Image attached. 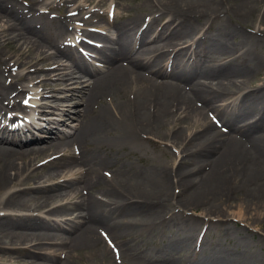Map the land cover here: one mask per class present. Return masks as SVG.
Returning <instances> with one entry per match:
<instances>
[{
	"label": "bare ground",
	"instance_id": "bare-ground-1",
	"mask_svg": "<svg viewBox=\"0 0 264 264\" xmlns=\"http://www.w3.org/2000/svg\"><path fill=\"white\" fill-rule=\"evenodd\" d=\"M29 1L20 6L16 0H0V122L7 121V107L30 112L22 105L21 93L40 90L29 94L39 96L30 101L38 106L29 105L39 112L62 108L67 95H53L51 103L45 99L47 92H63L60 86L69 84L70 97L79 100L72 115L45 117L49 122L39 124L40 139L26 134H32L34 121L9 119L11 126L20 119L25 122L14 129L0 123V254L24 264H83L85 255L92 264H115L111 254H119L106 247L100 232L153 235L158 226L177 217L169 214V207L179 208L184 227L191 231L204 223V234L215 229L244 245L245 229L233 231L227 218L251 225L254 221L240 210L235 215L225 208L234 200L241 210L264 212V86L254 96L241 92L243 107L213 103L242 90L255 72L264 29L248 34L243 28L254 26L257 18L264 26V0H140L133 16L117 13L116 21H105V34L85 26L95 27L102 20L97 8L108 0H83L61 18L44 14L76 0L48 5L46 0ZM41 3L45 12L39 10ZM89 6L90 13L83 14ZM254 7H260L259 14ZM233 21L240 30L232 28ZM75 22L82 28L70 26ZM204 23L209 26L201 34ZM70 27L104 42L96 51L98 68L85 63L74 42L83 50L96 46L73 39ZM195 48L208 60L201 61ZM238 49L246 55L228 64L215 57ZM187 57L194 60L189 63ZM37 72L41 77L33 76ZM79 80L84 86L75 90ZM229 107L231 113L226 114ZM210 114L223 119L221 127ZM184 122L194 127L193 134L178 130ZM157 140L180 151L175 168L157 163L139 168L116 161L113 175L103 176L112 161L102 151L146 152L147 145L161 148ZM30 183L35 185L27 186ZM173 185L181 190L178 195L171 192ZM31 211L41 214L22 213ZM186 211H192V217L184 216ZM193 235L168 240L161 245V257L139 262L172 264L169 257L178 256L188 264H264V258L232 257V249L219 251ZM43 240L51 246L45 247ZM122 254L128 259L124 264L143 259L124 250Z\"/></svg>",
	"mask_w": 264,
	"mask_h": 264
},
{
	"label": "rangeland",
	"instance_id": "rangeland-1",
	"mask_svg": "<svg viewBox=\"0 0 264 264\" xmlns=\"http://www.w3.org/2000/svg\"><path fill=\"white\" fill-rule=\"evenodd\" d=\"M47 1V5L53 1L56 0H46ZM83 0H76L75 2H73L70 5H59L57 8L54 9V11L50 12V13H45L44 15H48L49 17H62L64 11L66 10H71V9H75L77 8L78 4L81 3ZM96 3L98 2V0H95ZM16 2H18L20 4V6H25L27 3H30L29 0H16ZM63 2V0L58 1V4H61ZM119 1L117 0H108L106 1V5L104 6H100L97 8V13L100 14L102 16V20L98 23H96L94 26L96 27V29L98 31H103L100 29V27L104 24V22L106 21V14H107V7L109 4L112 3V6L115 8L116 13H118L120 16H127V14H129L130 16H133L134 13L137 11L138 8H136L139 4H140V0H132V1ZM129 6V7H128ZM40 12H45L46 11V6L41 3L40 5H38ZM224 7H227V5H224ZM42 8V9H40ZM92 9V6H89L87 9L82 10L83 14H87L90 13ZM253 10L256 12V14L260 13V7H254ZM128 11L130 13H128ZM116 16V15H115ZM54 18V19H56ZM125 18V17H124ZM80 19V18H79ZM122 19V18H121ZM258 19V18H257ZM255 21L254 26H250V24H248V27H244L243 30L245 32H247L248 34H255L257 32V30L260 29H264V26L260 25L259 22ZM168 21V18H165L162 20V23H165ZM77 22L80 23V20H78ZM232 28H236L238 30H240V24H237V22L233 21V23L231 24ZM71 27H74L75 25L72 23L70 25ZM90 26V25H89ZM209 26V23L207 24H203V28L201 31H199L201 34L204 30H206ZM71 27H70V31H71ZM93 27V26H91ZM201 27V26H200ZM215 24H213L212 30L215 29ZM104 32V31H103ZM200 33L197 34V39L198 37L201 35ZM95 41V40H94ZM186 41V40H185ZM96 42V41H95ZM97 43V42H96ZM102 44V43H100ZM194 46V45H193ZM199 51V48L198 50ZM244 49H238V51L236 53H234L233 55H227L224 54L222 52H218L215 57L219 60H222L220 63L223 64H228L232 59H234L236 56H240L244 53ZM48 53H52V51H48ZM201 55V60L205 61L208 60V58H206L204 56L203 52H200ZM246 55V54H245ZM255 56L258 59V64L255 67V72L252 75L251 79H249L247 82H245V85L242 87V90H235V91H231L228 95L224 96L221 99H217L213 104L215 106H226L228 105L230 102H234L236 103V105L238 107H243V104L240 102L241 100V92H248V93H252L253 96L256 94L255 91L260 88L261 86H264V47H262L260 50H258L257 53H255ZM1 57V56H0ZM249 58V57H248ZM246 58V59H248ZM97 60V59H94ZM193 60V58H191L188 62H191ZM13 61H10V63H12ZM95 63H99V62H95ZM235 63V62H234ZM37 67H40V65L34 66V68H30L29 70H33ZM17 67H14V70H16ZM0 71H1V67H0ZM16 71H14L13 73H16ZM1 74V73H0ZM41 73L37 72L36 74H34L33 76L35 77H41ZM73 78H76V74ZM84 80H79L76 81V87L75 90H80L81 87L84 86V84L82 83ZM75 82V79L72 81ZM20 88V86L18 87ZM60 88H64L63 92L61 93H52V92H47V96L45 99H47L49 102L52 101V99H50L49 97L53 96V95H58V97L56 98H60L64 95H67L68 98L66 99V102L64 103V105L62 106L61 110H68L66 112V114H62L61 110L56 111L54 114L57 117L58 115L62 114L61 116H67L72 115L73 114V110L76 108V104H77V99L76 96H74L73 98L70 97L71 93L70 91V86L68 84V86H60ZM80 88V89H79ZM24 95V93H21L19 96L22 98V96ZM78 97V96H77ZM59 100V99H58ZM79 100V99H78ZM64 101V100H63ZM105 101L109 102L108 98L106 97ZM110 103V102H109ZM244 106H246V104H244ZM7 111L9 110L8 107L6 108ZM226 114H230L231 113V107L226 108L225 109ZM10 113L15 112V108H12L9 110ZM51 109H48L47 111L41 113V115H52L53 113H51ZM213 116V115H212ZM214 117V116H213ZM218 119L222 120L223 119L218 116ZM45 120H47L45 118ZM214 122H216V124H219V122L215 119H213ZM44 124L46 122H43ZM178 130H181L182 133L185 132V134H189V133H194L195 129L194 127H192L191 125H189L187 122L184 123H180L178 125ZM35 133H38L37 131H35ZM30 137H33L31 135H29ZM149 139L152 137H148ZM156 140V139H153ZM158 141V140H157ZM161 144V148H153L149 145H147V151L146 152H129V151H120L118 153L111 151V150H107V151H102L101 154L104 155H109L111 161H112V165L110 167H106V171L104 173V177L109 179L112 175L114 170H116V161H119L121 164H126L128 166H132V167H143L146 166L147 164H159L162 167H165L167 170H171L173 165L174 168L177 166V164L179 163V160L181 158L180 155V151L175 149L174 147H171V144L169 142H167L166 140L158 141ZM35 184L30 183L27 186H34ZM26 186H22L20 188H24ZM178 186L173 185L171 188V192L175 195H178L181 190L179 188H177ZM14 189V188H12ZM9 189L8 191L12 190ZM234 201V200H233ZM231 202L230 206H228L227 208H225V210L229 213H234L235 215L238 214L239 210H240V215H243L245 217L251 218V221H254V223L251 225V223H246L244 222L243 219H237L233 216H230L229 218H227L229 221V225L232 227L233 231H241L243 229H245L244 231L245 234L243 233V238H244V242L245 244L242 246H239L234 240L230 239V237H226V235H223L222 233L219 234L215 229L209 230L206 234L205 231L207 230L208 226L207 224L204 223H199V225L196 226L195 231H191V229L189 227H184L182 219H181V215L179 214V208H173V207H169V209H171V212L169 213L170 215L173 214L175 216H177L176 218L170 219L168 222L158 226V228L156 229V232L153 235H148V234H141V233H134L133 235H128V236H114L111 235L107 230L105 231L106 234L102 233V236H108L109 238L114 239L117 242L118 245V252L117 254H119V257H114L111 254V261H114L115 264H124V263H128V259L126 257L123 256L122 251L124 250V252L127 253V255L129 256H139L143 259H137V263L136 261H134L133 263L135 264H145L146 262H139V261H148L147 259H157L159 257H161V253H160V248L161 245L163 243H166L168 240H174V238L177 237H185L187 235L190 234H194L193 236H197V239L199 236L202 237V239L204 238V241H206V244H212L214 246V248L216 247L219 251L223 250V249H232V257H237L240 258L241 255H244L245 258H251L254 257L256 259H262L264 258V212H259V215H257V212L255 210H253L252 208L249 209L248 212L245 211V209L243 208V210L239 209L238 204L236 202ZM262 207H260L261 209ZM33 213H39V212H33ZM191 213H193L192 211H186V213L184 214V216L186 217H192ZM197 215H200L199 211L195 212ZM27 214V213H25ZM172 215V216H173ZM49 219H55L56 217L53 216H46ZM194 218H198L196 216H194ZM199 219V218H198ZM197 220V219H196ZM216 220H214L213 222H216ZM227 223V224H228ZM196 238L195 240H193V244L196 243ZM51 246V245H50ZM45 247H49V246H45ZM116 251L114 250L113 253H115ZM81 256H84V254H80ZM169 260L172 264H188V262L181 260L178 256H174L169 257ZM77 262V261H76ZM0 264H22L21 262H19V260L17 258H10L8 256H6V254H0ZM83 264H92L91 259L85 255L84 259H83ZM97 264H100V262H98Z\"/></svg>",
	"mask_w": 264,
	"mask_h": 264
}]
</instances>
